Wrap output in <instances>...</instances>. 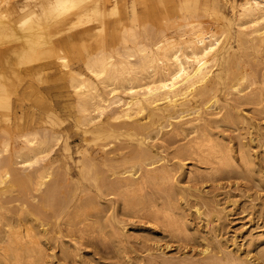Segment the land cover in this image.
<instances>
[{
	"label": "bare ground",
	"instance_id": "6f19581e",
	"mask_svg": "<svg viewBox=\"0 0 264 264\" xmlns=\"http://www.w3.org/2000/svg\"><path fill=\"white\" fill-rule=\"evenodd\" d=\"M148 1L147 3L150 2ZM109 2L110 4L108 5L107 3ZM136 2L137 0H129V1H126V0H12V2H9L8 0H4L3 9L0 8V63H3L5 65L4 69H7L9 73L14 74L17 81H20V80L23 81L24 79H26L25 77L38 74L39 72L41 74L42 73L41 71H43L44 68L49 69L50 65H54L58 67L64 75L68 76V79H69L68 86L69 88L71 87L72 94L75 96V100L77 101L75 102L76 104H78L77 108L79 110L77 108H75V110L77 109L78 110L77 113L79 112L81 113V115L78 116L81 121H78V122H80V124L82 125L81 127H85V129L83 130V133L85 135L90 134L93 137V141L99 140L98 142H100V140L102 139L104 140L105 137L107 138L111 136L112 134L117 133L118 136L114 135L115 137L124 136L126 137V139L124 138L125 144L127 145L132 144V146H128V147H130V153L132 154L133 158L134 159L136 158L137 161H135L132 164L134 160L133 158H132L133 160H131L132 162L124 160V163L127 162L128 165L131 164V166L129 165L130 168L128 167L129 168L128 169L125 166L127 169L120 170L121 169V166H120L119 168L120 171L117 170L119 172L118 173L116 172V174L119 175V178H120L119 179L117 177L118 180L116 184H119V185L121 184V186L125 188L131 187L132 189L133 186L137 187L140 183L142 185V183H146L148 181L152 182L150 183L152 184L150 186H153V183H156L158 181L165 183V182H169L172 180L173 175L171 174V172L173 170L171 171L169 167H167L168 165L165 162L164 163L167 166L164 164L161 167L159 166L160 167L159 169L155 167V168H150L146 170L144 169L145 170L144 171L139 166L140 162L138 161L139 159L141 161H143L142 159L148 160L147 162L148 164L146 165L154 166L153 164L156 161H152L155 157L154 158L152 157L151 151L149 149L151 145L150 139H154V137L158 138L156 136H159V134L161 136L162 131L168 127H170V130H168L167 134H169L170 136L174 135L176 137L180 136L182 137V139H186V142H184L185 144H183L181 147H193V148L197 147L196 151L198 149L201 150V148L203 147L207 148L206 156H211L214 158L216 156H219L220 162L224 164V166L225 164L230 165V161L232 160L230 155L225 156L224 154L222 155L220 154V151L218 149L221 146L219 145L217 140L213 139L211 135L208 133L207 131L208 124L209 123L211 124V121L216 119L219 115H221V120L224 124L229 123L231 121V117H232L231 113L227 110L223 111L224 110L223 106L220 104V100L218 97L219 93L222 92V94H224L223 90L225 91V94H224L225 97L230 99V101H231V98H233L234 100H237V101L243 100V102L246 101L247 103H249L250 101H253L254 99L258 98L256 97L257 95L255 94L256 92H251L252 88L254 87L253 84L251 83L253 86L251 90H250V85L245 84L247 82V78H250L247 76L248 75L250 76L252 74L248 72L245 73L247 70L246 71L243 70L247 68L248 65L242 69L240 65L239 55L236 54L237 52L232 46L231 41L234 37L233 36V32H234L235 33L234 35L238 37L237 38L238 41H236L237 48L239 49L241 48L246 53H248L247 52L248 49L254 50V52L256 51V53L257 52L260 53L259 49L263 50L264 48V0H240L239 2L235 0L233 1L231 0L230 3H228L227 1L228 7L230 10L229 16L224 15L222 13L221 8L223 6L222 7L219 6V4L217 3V0H205L201 4L199 3V0H179V3L177 5H173L172 3L173 7L170 6L172 7L173 11L169 9L172 12L176 13V22L175 23L173 22V25H171V26H174V31L169 34H167L165 30L163 29L159 32L157 31L156 33L153 32L151 34L152 31L150 32L148 30L152 28L153 26H150L147 30V27L149 25H147L145 28L143 27L146 25L145 24L146 22H144L142 25L143 27V30H141L142 32L141 33L138 32L137 30H138V27L140 26L139 23H141L142 17H141V14L139 12ZM166 2L167 0H165V3ZM162 3H164V1ZM150 5L151 4L149 3L148 6ZM152 7L154 8V6ZM144 8L146 7L144 6ZM154 10L156 9L154 8ZM198 11H201V13L199 14ZM173 15L174 14H172V16ZM110 17H112V20H107ZM204 17H205V20H207L206 18H209V19H213V21L211 23L207 22L208 20L204 21V19H202ZM143 21L145 20L143 19ZM66 22H70V27L67 29V32L72 31V30H75L76 32H74L71 35H68L65 38H61V36L66 32L65 30H64L65 32H63L61 30V27L62 26L64 27V24ZM167 22L168 21L165 22L166 27L168 25ZM162 26L163 25L161 24V27L159 28L160 29L163 28ZM152 30L154 31L153 28ZM55 37L61 38V39H57L56 41V42H59V44L73 45V43H76V44L78 43L80 45L79 48L74 46L76 47V49H72L73 46H70V48L72 49L70 50L71 52L70 54L76 60V62H80L82 66L81 71H75L72 68H70L67 65V59H66L67 56L61 55L62 54L61 50L60 52H58L59 50L57 51L58 53H60V55L57 54L56 47L54 51L56 54L55 53L52 54L53 50L52 51L50 50L49 45L51 46L54 45L53 39ZM85 43H88V44L86 45ZM236 43L234 45H236ZM262 50L261 52H264ZM260 57H262L261 53H260ZM244 58L245 57L240 58V59L243 60ZM11 59H14V61H16V64L18 66L29 65V64H33V65L29 67L27 66L23 69L15 70L16 68H12L13 66L11 67V61H13ZM247 61H249V59ZM244 62L245 61H243V63ZM251 70L253 71V68L250 69V71ZM5 71L6 70H3L0 65V110L2 111V113H3V110H6V112L11 110V106H12L11 105L12 103L11 95H13L12 93L14 92L11 90L13 88H11V83H9L10 81H8L9 78L7 77L8 78L7 79L5 76H3V73H5ZM253 79L250 78V80H252L251 82L254 81ZM10 80L12 81L14 79H10ZM258 81H261V80H258ZM16 85L18 84L16 83ZM258 88H259V85H258ZM246 90H250V91H248L247 93ZM18 94H17V98H19ZM222 98H224L223 95H222ZM258 99H257V103H259ZM231 104L233 103L231 102ZM237 104H240V103H237ZM237 104H235V106ZM246 104H245V107H246ZM251 104H254V103L252 102L250 103V105ZM260 105H262V103H260ZM260 105L258 104L257 106L259 107ZM237 106H236V109H238ZM111 108H114L112 112L110 111ZM107 110H109L111 114L108 116H105L104 113ZM8 113H11V112L9 111ZM52 113L53 111L50 112V114ZM237 116L241 120V123H242L244 121L243 119L244 117H239V115ZM3 117L5 118V116ZM0 118H1V114H0ZM45 118L47 119L48 117H45ZM50 119H49V122H47L46 124L50 126H55V122L52 119L51 120ZM111 121L117 122L114 124L115 126L109 125ZM78 122L76 121L75 123H78ZM74 126H77V125H74ZM216 127L217 126H215V128ZM232 127L234 129V126ZM37 130H40L38 132L43 131L42 137L38 135L40 133H37ZM37 130L34 128L33 130L31 129V131L22 132L21 135H16L18 139H20L21 143H20V147L18 148V150H15V151L9 150L8 148L9 141L5 140L6 138H4L6 133L3 134L4 139L1 138L0 140V156L1 154L8 153L10 151L9 154L7 155L4 154L7 157L3 158L2 156V159L0 160V209L2 208V205L4 204L1 201V197L2 196L5 197L6 193L8 194L9 192H11L12 194V192H14V194L16 195L17 194L24 195V193L25 194L28 193L27 191L38 192L41 189V187H44L43 191L39 195L38 202L36 201L38 205L30 204L31 212L36 213L38 217L36 219H40V218L42 219L45 216L46 217L48 216L46 212L44 211L46 210L45 208H47L48 210L51 211V216H54L57 218L63 217L64 216L63 213H64V209L66 205L68 206V204L72 202L71 195L73 193L70 191L74 187L71 188L66 184L67 181H65L66 179L64 176L61 179L59 176H56L53 174L54 175L53 180L49 181L51 177L50 171H52L50 170L51 168L49 166L50 162L47 161L43 163V161L48 156L47 154L51 152L54 146L53 144L57 143V141L59 142L60 134L57 133L56 131H52L51 129H47L46 126L38 128ZM212 130L213 129L211 128V131ZM214 131L215 130H213V132ZM164 135L165 134H163V136ZM247 137H250V136L247 135ZM108 139H110V137ZM90 140L88 141L89 143H91ZM52 141H54V143ZM64 143L62 145H64V148L68 151L67 143L65 144ZM102 144H105V143H103L102 141ZM50 145H52V147ZM119 145L117 148H119V151H121ZM121 146L123 145L121 144ZM54 147H56V144ZM93 147H96V146H93ZM151 147H154V146H151ZM216 147H219V148L217 149ZM226 148L228 149V147ZM123 150L124 149H122V151ZM187 150H188L187 148L184 149L185 152ZM202 151L205 152L204 149L201 150V152ZM117 153H118V149H117ZM84 154H87V153H84ZM177 156L178 155H176L175 157ZM188 156L190 157V155ZM91 158H88L87 161L89 162L90 167L91 166L94 167L95 165L93 163L94 157L92 159ZM109 158L111 159V157ZM247 158L245 159L247 160ZM207 160L209 162L210 159H207ZM217 160L219 159L217 158ZM79 161L80 162L78 164L81 163V160ZM40 162L43 164L39 165V167H37L38 169L36 168L34 173L32 174L31 173L30 174L21 173L22 171H25L27 169H30V168L32 169L33 166H38ZM88 162H86L85 164L88 165ZM232 163H235V162H232ZM125 164H122V166ZM145 166L143 167L144 168L148 167V166L147 167ZM90 167L89 165L88 166L84 165V163L81 166L80 172L83 173L82 175L84 177V180H88V179L94 180L96 181V185H97V181H99L100 182L99 184L101 186L103 185L102 187H105L106 191H113L116 188L115 186L117 185H115V183L111 181L112 183L108 184L107 183L108 180L104 178L103 176H100L101 175L100 173H98L100 174L99 175L100 177H98L95 172H93L95 174L91 175L90 172L93 170L95 171L96 168L94 167L92 169L91 167L92 170H90L89 169ZM141 170H142L141 173L143 175L140 177L139 176L135 177V175L139 174ZM64 174L66 175V173ZM63 180L66 182L64 184H66L65 186H67V189L68 187L69 189L71 188L70 190H68L69 196L71 197L69 199L70 202L68 201L69 196L68 198L66 197L68 194L67 190H63L64 192L67 193V194H64L66 196L63 195L64 192L60 194V196L57 195V192L61 188L65 187L64 184H61V182L63 183ZM88 183H89V180H88ZM144 185L145 184H143L142 187ZM121 186H120V189H121ZM142 187L141 189H143L145 186L143 188ZM160 188H161V185H160ZM116 189L118 190V188ZM76 191L74 192V194L76 193ZM113 193H115V191ZM173 197H175V195ZM142 198H139V199L141 200ZM122 201H124V199ZM148 201H151V200L148 199ZM165 201L167 200L165 199ZM8 204H11V203H8ZM77 204H74L73 206L74 209L76 208L75 206ZM80 204H85V205H80V207L77 208L79 211L83 210V208L87 207L88 205L86 204V202L85 203L80 202ZM5 206L7 205L5 204ZM125 206H134L133 201L129 202L125 200ZM150 207L152 206H149V208ZM153 209H154V206L150 210L153 211ZM167 209H170L169 204H168ZM154 210L156 211L157 209H154ZM155 211H153V213ZM157 211L154 213L155 214L153 217V219L155 220L154 222H156L157 220V215L159 214L162 215V218H163L162 221H164L165 227L171 232L170 234L173 233L175 235L181 236V234L183 233V230L180 227H178L177 220L173 218L170 212L169 213L168 212L159 213ZM0 212L2 213V211ZM3 217L5 218L3 219L6 221V223L4 227L5 229L2 231V234L0 232V242L3 245V246L0 245L1 246L0 247V264H9L10 261H13L14 264H42L41 254H42L43 249L41 250L39 246L40 243L38 244L34 240L36 231L31 229V228H34L33 226L35 225L31 226L30 228L29 227L26 228L27 226L25 227L23 226L24 229L23 228L20 229L21 220L17 223H14L15 220L12 222L10 221L11 219L9 220L5 216ZM21 218L23 219V222L26 221V218L24 216H21ZM24 218H25V221H24ZM57 218L56 220H58ZM3 219L1 218V220ZM158 219L160 220L161 217ZM182 219L179 221L181 222ZM53 220L56 222L55 219ZM39 222H41V220H39ZM160 222L161 221H159L158 223ZM69 224H71L70 221H69ZM64 245L67 247L66 244ZM262 248H259V249H262ZM262 253L264 254L263 250L260 255H262ZM229 255L227 256L226 254V257H229ZM157 257H160V256H157ZM230 257L225 259V261H222L224 263H218V264H243V263L246 264V262L241 261L243 263H240V262H237L234 258L231 259ZM193 263H195V261Z\"/></svg>",
	"mask_w": 264,
	"mask_h": 264
},
{
	"label": "rangeland",
	"instance_id": "374dc122",
	"mask_svg": "<svg viewBox=\"0 0 264 264\" xmlns=\"http://www.w3.org/2000/svg\"><path fill=\"white\" fill-rule=\"evenodd\" d=\"M8 1L12 2V0H8ZM147 1L148 0H137L136 2L142 17L141 23H139L140 26L138 27V30L137 29L136 30L141 33L143 27L145 28L147 25H149L147 27V30L150 26H153L152 28L154 29V31L152 30V28L148 30L150 32L152 31L151 34L153 32L154 33H156L157 31L159 32L162 29L165 30L167 34L172 33L174 31V26L171 25H173V22L174 23L176 22V13L172 12L173 11L172 3L173 5H177L179 3V0H171V1L169 0V2L171 3H169L168 0L166 3L165 0L162 1L149 0L150 2L149 1L148 2L151 4L150 6H148L149 3H147ZM163 1L164 3H162ZM204 1L205 0H199V3L201 4ZM227 1L228 3H230L231 0H217V3L219 4V6L221 7L223 6L221 8L222 13L224 15L229 16L230 10ZM235 1L239 2L240 0H235ZM0 2H1L0 8L3 9L4 0H0ZM107 4L109 5L110 2ZM144 6L146 8H144ZM152 6H154L156 10H154ZM145 9L146 10L148 9L147 12ZM169 9H171L172 11ZM198 13L200 14L201 11H198ZM172 14L174 15L172 16ZM143 19L145 21H143ZM202 19H204V21L208 20L207 22L210 23L213 21V19H209V18H206L207 20H205V17ZM107 20H112V17H110ZM166 21H168L167 22L168 23L167 27L169 26L168 28L166 27V23H165ZM144 22H146L145 23L146 25L144 24L145 26L142 27ZM161 24L163 25L162 26L163 28L160 29L159 27H161ZM62 27L61 30L63 32L65 31L66 32L61 36V38H65L68 35H71L74 32H76L75 30L67 32V29L70 27V22H66L64 24V27L63 28ZM234 34L235 33L233 32L234 37L231 43L237 52L236 54L239 55L240 65L242 69L248 65L247 68L243 70L244 71L247 70L245 73L248 72L252 74L250 76L247 74L248 75L247 77H250L252 79L254 78L253 82H251L252 80H250V78H247V82L245 84L250 85V90L254 86L251 92H256L255 93L257 94L256 97L261 99L259 100L257 98L259 103H257V99H254L253 101L247 103L246 101L244 102L243 100L237 101L234 100L233 98H231L230 101V99L225 97L224 90H223L224 94H222V92L218 94L220 104L223 106L224 109L223 111L227 110L231 113L232 122L230 121L229 123L224 124L221 120V115H219L216 119L211 121V124L210 123L208 124L207 131L211 135V137L213 139H216L219 145L221 146L220 148L216 147L217 149L219 148L218 150L220 151V154L221 155L224 154L225 156L230 155L232 159L230 161V165L225 164L226 166L225 167L224 164L220 162L219 156H216L215 158L211 156H206L207 148L204 147L201 148V150L203 149L205 150V152L203 151L201 152V150L199 149L196 151L197 147H194L195 149L193 147H181L183 144H185L184 142H186V139H182V137L180 136L178 137L174 135L170 136L169 134H167L168 130H170V127H168L162 131L161 136L159 134V136H156L158 138L154 137V139H150L151 145L149 149L151 151L152 157L153 158L155 157L152 161H156L153 164L154 166L146 165L148 164L147 163L148 160L142 159L143 161H141L139 159L138 161L140 162L139 166L143 170L155 168V167L159 169L162 165L166 163L168 166L166 164L165 165L169 167L171 171L173 170L171 172V174L173 175L172 180L165 183L158 181L156 183H153V186H150L152 185L150 184L152 182L148 181L146 183H142V185L145 184L144 185L145 187L143 186L144 188L142 187L141 183L137 186L138 188L136 186H133L134 189L133 188L131 189V187L125 188L121 186V184L120 185L116 184L119 178V175H117L116 172L118 173L120 170L127 169L128 167L130 168L131 166V164H129L130 165L129 166L127 162H125L127 164L126 165L124 163V160L131 161L134 159L132 154L130 153V147H128V146H132V144H128V145L125 144L124 140L126 139V137L124 136L115 137L118 136L117 133L109 136L110 139H108L109 137L107 138L105 137L104 140L102 139L100 140V142H98L99 140L93 141V137L90 134L85 135L83 133L85 127H81L82 125L80 124V122H78L81 121L80 118L78 117L81 115V113L80 112H79L80 114L77 113L79 110L77 108L78 104H76L77 101L75 100V96L72 94L71 87L69 88L68 86L69 85L68 76L64 75L58 67L54 65H50V68L49 69L44 68V70L41 71L42 72L41 74L39 72L38 74L25 77L26 79H24L23 81L22 80L17 81L14 74L9 73L7 69H4L5 65L3 63H0L1 68L3 70H6L5 73H3V76L9 78L7 79L8 81H10L9 83H11V88H13L11 90L14 91L12 93L13 95H11L12 106H11V110H9L11 113H8L9 111L6 112V110H3L2 113V111L0 110L1 112L0 120L1 119L3 120L0 121V132H1L0 140L1 138L4 137L3 134L6 133L4 138H6L5 140L9 141L8 148L11 151H15L18 150L21 143L20 139H18L16 135H21L22 132L31 131V129L33 130L34 128L37 130L38 128L45 126L47 129L56 131L57 133L60 134L59 142L57 141V143H54V141H52L54 143L53 144L54 146L56 144V147L53 146L51 152L47 154L48 156L47 157L45 156L46 159L43 161V163L47 161L50 162L49 166L51 168L50 170H52L50 171L52 178L50 177L49 181L53 180L54 175L59 176L61 179L64 176L66 179L65 181H67V183L63 180V183L61 182V184L66 183L69 187L71 188L74 187L73 189L70 188L71 189L70 192L73 193L71 195L72 198L69 196L68 190L70 189L69 187L67 189V186H65L66 184H64L66 189L65 187L63 188L60 187L62 191L60 189L59 190L60 192L59 191H58L59 193L57 192V195L60 196V194L64 192L63 190H67L68 194L64 192L63 195L67 194V196L64 195L67 198L69 196L68 198L69 202H70L69 199L70 198L72 199L71 200L72 202H70V204L67 203L68 206L66 205L64 209V213H63L64 216L62 215L63 217H58V218L51 216V211L45 208L46 210L44 211L48 216L47 217L45 216L42 219L41 218L36 219L38 218L36 213H33L30 210L31 209L30 204L38 205L37 202L39 200V195L43 191L44 187H41V189L39 190L40 192L27 191L28 192V193L26 192L27 194L25 193L24 195L17 194L18 196L14 194V192H12V194L11 192H9L8 194L7 193L5 194L6 196L4 195L5 197L3 196L1 197V201L4 204L2 205L0 211H2L3 214L5 213L6 214L3 215L0 212V214H2L0 215V220L1 218L2 219L4 218L3 216L7 217L9 220L11 219L10 221L12 222L15 220L14 223H17L21 220L22 224L20 223V229H22L23 226L24 227L27 226L26 228L28 227L30 228L31 226L35 225L33 226L34 228L31 229L36 231L34 240L38 244L40 243L39 246L41 250L43 249L41 254L42 264H119V263L120 264H192L194 261L195 263L193 264H207V263L218 264V263H224L222 261H225V259L229 258L230 256L231 259L234 258L237 262L240 263L246 262V264H248L249 262V264H264V254L262 253V255H260L262 250L264 251L263 249L264 248L263 247L264 246V183H263L264 182V119H263L264 118V102H263L264 101L263 98L264 97L263 95L264 94V87H263L264 86V52H261L262 49H259V52L261 53L262 56L260 57V53L258 52L256 53V51L254 52V50L248 49L247 50V52L249 53L248 54L245 51H243L241 48L240 49L237 48L236 41H238L237 39L238 37H236V35ZM61 38L55 37L53 39L54 45L53 46L49 45L50 50L51 51L53 50L52 54L55 53L54 51L56 47V52L58 50H59L58 52H60L61 50L62 53L61 55L67 56L66 58L67 65L70 68H72L75 71H81L82 66L80 62H76V60L70 54L71 53L70 50L76 49V47L79 48L80 45L78 43L77 44L73 43V45L71 44L63 45V44H59V42H56L57 39H61ZM235 43L236 45H234ZM85 44L87 45L88 43ZM70 46L73 47L76 46V47L74 48L72 47L71 49ZM262 51H264V48ZM58 52L57 54L60 55V53ZM241 56L245 58L242 60L240 59L243 58ZM246 59L247 60L249 59V61H247ZM11 60H13L11 61V67L13 66L12 68H16L15 70L23 69L27 66L29 67L33 65V64H29V65L18 66L16 64V61H14V59ZM243 61L245 62L243 63ZM252 68L253 71L252 70L250 71V69ZM10 79H14L12 80L13 83ZM16 83L18 85H16ZM251 83L253 84V86ZM250 90H246V92L248 93V91ZM17 94L19 98H17ZM222 95L224 98H222ZM231 102L233 104H231ZM252 102L254 104L250 105V103ZM260 103H262L263 106L260 105ZM235 104L239 105V106L236 105L238 109H236ZM242 104L244 107L242 106ZM258 104L260 105L259 107L257 106ZM75 108H77L78 110L77 109L75 110ZM113 109L114 108H111L110 111L112 112ZM50 110L53 111L52 114H50L51 112ZM110 111L107 110L104 113V115L105 116L110 115L111 114ZM2 115L5 116V118ZM237 115H239V117H244L243 119L245 122L247 120L246 124L248 125H246L244 121L241 123V120L238 118ZM45 117H48L47 118L48 120ZM57 117L59 118V120ZM3 118L7 121H5ZM50 118L55 122V126H50L46 124L47 122H49ZM76 121L79 123V125L78 123H75ZM115 123L117 122L111 121L109 125L115 126L114 125ZM210 125L217 126L216 127L217 129L215 128V126L212 127ZM232 126H234V129ZM211 128L215 131L214 132L213 130L211 131ZM38 131L40 130H37V133H40L38 135L42 137L43 131L41 132ZM163 134L165 135L163 136ZM247 135L250 137H247ZM89 140L91 143L88 142ZM102 141L105 144H102ZM64 142L67 143L68 151L64 148V145H62ZM108 142L110 145L108 144ZM121 144L123 146H121ZM237 144L239 146L241 145L242 147L240 146L241 147L240 148ZM118 145L120 146L121 151H119V148H117ZM50 146L52 147V145ZM226 147H228V149ZM186 148L188 150L185 152L184 149ZM117 149H118V153H117ZM122 149L124 150L122 151ZM239 149L242 150L240 151ZM9 152L4 154L7 155L9 154ZM4 154H1L0 160L2 159V156L3 158L7 157ZM176 155L178 156L175 157ZM188 155H190V157ZM91 157L92 158L94 157L93 158V163L95 164V165L93 164L94 167L97 165L98 166L95 167L96 170L91 171L90 174L93 175L96 173L98 177L103 176L108 180L107 182L108 184H111L113 182L115 183V185L119 186V187L115 186L116 188H118V190L115 188L113 191H106L105 187H102L103 185L101 186L99 184L100 183L99 181H97V185H96V181L94 180L88 179L89 183L88 180H84V177L82 175L83 173L80 172V169L83 163L84 165L86 166L89 165L90 167V164L87 161V159ZM109 157H111V159ZM206 157L207 159H210L209 162L206 159ZM158 158H160L161 160ZM202 158L205 159L203 160ZM217 158L219 160H217ZM245 158H247V160ZM79 160H81L80 164H78L80 162ZM135 161H137L136 158L133 160V162L131 161L132 164ZM86 162H88V165L85 164ZM43 163L40 162L38 166H33L32 169L31 168L27 169L25 171H22L21 173L32 174L35 172L36 168L39 167V165H42ZM122 164L125 165L122 166ZM120 166L121 169L119 170ZM143 166L145 167L148 166V167L144 168ZM91 167L89 168L90 170L94 168L92 167L91 169ZM141 172L142 170L139 173L141 175L136 174L135 177L142 176L143 174ZM64 173H66V175ZM98 173H100L101 175ZM141 187L143 189H141ZM75 188L77 191L75 190ZM75 191L76 193L74 194ZM114 191L115 193H113ZM141 195L144 199L141 197ZM174 195L175 197H173ZM144 196L147 197L145 198ZM139 198L142 199L140 200ZM123 199L124 201H122ZM148 199L151 200L152 202L148 201ZM165 199L167 201H165ZM125 200L129 202L133 201L134 206H125ZM80 202L81 203L86 202V204L88 205L87 207H84L83 210L79 211L77 208L80 207V205H85V204H80ZM8 203H11L12 205ZM5 204L7 206H5ZM74 204L78 205L75 206L76 207L75 209L73 208ZM168 204L170 205V209H167ZM16 206H18L19 208ZM149 206L152 207L154 206V209H157L158 211L157 210L156 211L159 213L170 212L173 218L177 220L178 227H180L183 230L181 236L175 235L173 233L170 234L171 232L165 227L164 221H162L163 220L162 215L160 214L157 215V220H156L157 223L154 222L155 220L153 219V217L156 211L153 209V211H155L153 213V211L150 210L152 209V207L149 208ZM26 211L28 214L26 213ZM79 213L82 214L80 215ZM21 216H24L27 222L25 221V218H24L25 222H23L22 219L23 217L21 218ZM178 216L180 217V219ZM160 217L161 219L159 220L158 218ZM56 218L58 220H56ZM4 219L0 221L1 234L2 231L5 229L4 227L6 221ZM53 219H55L56 222ZM178 219L179 220L182 219L183 223L182 221L180 222ZM39 220H41V222H39ZM69 221L71 224H69ZM159 221H161L162 223L161 222L158 223ZM64 244H66L67 247ZM0 245L3 246L2 243ZM225 252L227 256L230 254L229 257H226ZM157 256H160L161 258ZM216 259L220 262H218ZM9 264H14V263L13 261H10Z\"/></svg>",
	"mask_w": 264,
	"mask_h": 264
}]
</instances>
